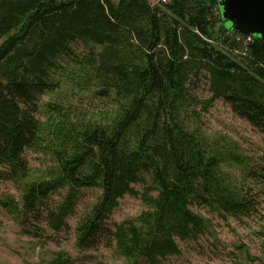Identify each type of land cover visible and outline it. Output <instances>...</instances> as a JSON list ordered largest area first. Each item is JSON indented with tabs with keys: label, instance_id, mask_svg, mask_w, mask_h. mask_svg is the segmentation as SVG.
<instances>
[{
	"label": "trees",
	"instance_id": "trees-1",
	"mask_svg": "<svg viewBox=\"0 0 264 264\" xmlns=\"http://www.w3.org/2000/svg\"><path fill=\"white\" fill-rule=\"evenodd\" d=\"M218 2L169 0L159 8L148 0H0V179L20 187L31 211L67 188L48 214L53 229L80 190H99L77 228L79 250L110 237L128 264H162L180 254L178 242L206 230L193 206L232 217L250 213L223 170L239 157L209 145L180 117L192 109L189 82L200 76L212 102L223 100L264 128V42L235 33ZM72 44H81V55ZM68 83L94 88L110 108L93 121L73 120L64 104H39ZM25 150L48 154L52 166L32 170ZM124 196L147 210L111 230L106 221ZM0 206L17 209L9 200ZM46 264L72 262L60 252Z\"/></svg>",
	"mask_w": 264,
	"mask_h": 264
},
{
	"label": "rangeland",
	"instance_id": "rangeland-1",
	"mask_svg": "<svg viewBox=\"0 0 264 264\" xmlns=\"http://www.w3.org/2000/svg\"><path fill=\"white\" fill-rule=\"evenodd\" d=\"M148 2L162 8L169 0ZM72 48L81 55V44H72ZM77 87L73 83L62 85L40 97L39 104H64L73 111V120L94 118L90 119L93 121L110 108L111 103L94 93V88ZM189 94L192 109L181 113V119H186L189 130L201 134L209 145L239 157V163H229L223 170L228 179H234L231 186L242 190L252 208L246 216L232 217L193 206L192 210L207 221L206 230L196 238L177 241L180 254L162 260V264H264V198L259 177L264 166V128L236 115L225 101L212 102L204 77L191 79ZM23 158L37 172L53 164L48 154L35 150H25ZM134 189L142 191V186H134ZM100 193L97 189L80 190L72 211L62 225L53 229L48 214L63 202L68 195L67 188L49 193L42 205L31 211L23 208L20 187L0 179V201L9 200L17 207V211H9L0 206V264H46L60 252L65 253L72 264H128L116 254L110 237L96 239L83 250L76 247L77 228L91 213ZM146 210L139 198L124 196L109 215L105 227L112 230L113 224L133 220ZM138 264L147 263L139 261Z\"/></svg>",
	"mask_w": 264,
	"mask_h": 264
},
{
	"label": "water",
	"instance_id": "water-1",
	"mask_svg": "<svg viewBox=\"0 0 264 264\" xmlns=\"http://www.w3.org/2000/svg\"><path fill=\"white\" fill-rule=\"evenodd\" d=\"M218 7L222 21L235 33L264 42V0H221Z\"/></svg>",
	"mask_w": 264,
	"mask_h": 264
}]
</instances>
